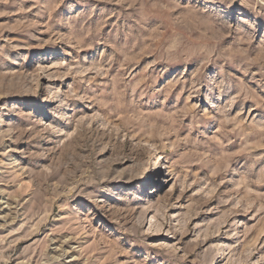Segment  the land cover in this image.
<instances>
[{"label": "rangeland", "instance_id": "374dc122", "mask_svg": "<svg viewBox=\"0 0 264 264\" xmlns=\"http://www.w3.org/2000/svg\"><path fill=\"white\" fill-rule=\"evenodd\" d=\"M0 264H264V0H0Z\"/></svg>", "mask_w": 264, "mask_h": 264}, {"label": "bare ground", "instance_id": "6f19581e", "mask_svg": "<svg viewBox=\"0 0 264 264\" xmlns=\"http://www.w3.org/2000/svg\"><path fill=\"white\" fill-rule=\"evenodd\" d=\"M7 208V207H6Z\"/></svg>", "mask_w": 264, "mask_h": 264}]
</instances>
